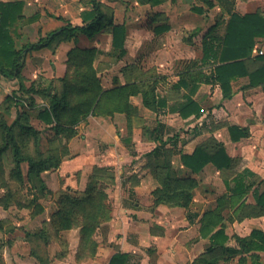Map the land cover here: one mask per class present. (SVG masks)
Wrapping results in <instances>:
<instances>
[{
    "label": "crops",
    "instance_id": "0c3cea01",
    "mask_svg": "<svg viewBox=\"0 0 264 264\" xmlns=\"http://www.w3.org/2000/svg\"><path fill=\"white\" fill-rule=\"evenodd\" d=\"M0 1L23 2L26 18L39 15L37 21L19 25L17 49L68 24L87 25L83 13L93 9L92 0ZM153 1L98 0L105 19L111 18L114 25L127 29L126 54L121 58L113 52V34L105 26L91 36L78 33L71 40L57 39L52 45V84L56 94L61 95L63 79L69 72V52L74 48H96L94 68L103 91L127 85L152 86L157 100L166 103L153 111L144 106L141 94H135L126 103L129 111L90 115L75 126V136L63 142L66 144L60 166L46 173H51V180L45 182L52 193L47 195L55 198L68 190L84 193L90 186L108 194L113 209L111 219L97 231L98 245L93 257L81 264H110L118 253L128 254L129 264H194L200 258L219 255L222 250L208 252L211 235L221 228L203 226L209 212L220 213L223 218L226 248L239 249L237 239L249 238L253 230L264 232V208L255 198L264 192V85L249 88V79L240 78L233 82L234 96L224 99L219 84L198 83L193 99L203 108L201 115L184 119L177 111L192 87L191 82L189 88L177 87L183 76L181 70L186 62L203 57L205 34L218 25L217 32L222 36L232 13L264 16V0H231L230 6L211 0L213 8L204 6L203 0H193L192 4L186 0H162L160 4ZM194 6L202 7L203 14L194 12ZM45 16L55 24L47 32L43 27ZM38 53L33 52L32 60L38 62ZM262 55L264 38H258L247 60L251 71L261 64L256 56ZM147 57L153 67L143 69L139 63L143 64ZM27 61L28 57L26 65ZM166 68H171L172 75H165ZM151 72L157 73L146 75ZM30 76L37 82V75ZM0 78L2 103L9 96L1 94L3 89L18 81ZM33 97L36 99L37 95ZM36 109H42L37 101L31 111ZM232 126L243 130L246 136L234 141L229 130ZM221 145L232 159L228 169L219 170L208 164L196 174L182 161V154L191 155L197 147L213 152ZM244 171L252 173L248 179L252 186L240 201H235L226 182ZM167 176L196 180L188 207L157 201L154 193L163 189L161 181ZM72 232V241L78 246L80 229ZM257 254L264 264V252ZM33 258L28 256L22 264L36 263ZM73 262L77 264L75 258ZM237 263L238 258L233 264Z\"/></svg>",
    "mask_w": 264,
    "mask_h": 264
},
{
    "label": "trees",
    "instance_id": "16d2710c",
    "mask_svg": "<svg viewBox=\"0 0 264 264\" xmlns=\"http://www.w3.org/2000/svg\"><path fill=\"white\" fill-rule=\"evenodd\" d=\"M145 1L150 2V0ZM220 1L229 6L232 3L231 0H218L219 3ZM161 2L162 0L153 1L154 4H160ZM203 3L208 8L214 7V2L211 0H203ZM92 5L93 9L90 12L83 13L84 21L89 22L87 25L80 27L68 24L58 30L50 31L35 43H27L17 49L16 38L20 37L18 33L19 25L24 22L33 23L39 19V15L36 14L26 18L23 15V2L0 1V77L19 82L18 91L9 95L4 103L10 104L12 107H21L23 110L17 112L12 123H8L5 117L1 119L2 145H0V156L8 149H13L16 167L12 173L19 172V166L22 163L28 164L29 181L31 183L36 181L41 188L39 196L32 200L34 207L39 204L38 202L42 197L52 194L47 190L42 174L60 166L61 151L65 149L66 144L63 142L75 136L77 133L75 126L82 120L90 115L101 113L113 115L115 112L129 111L126 103L130 95L135 94H141L144 106L153 111L166 106L164 100H157L152 86L127 85L110 91H103L94 68L98 53L96 48H74L69 52L67 61L69 72L66 78L63 79L64 88L61 95L55 93L52 83L45 89H41L35 81L29 86L25 83L24 69L29 54L52 48L57 39L71 40L78 33L91 36L100 26H105L112 32L113 52L119 58L126 54L124 45L127 33L126 27L124 25H114L111 18L105 19L98 0H92ZM193 11L203 14L204 9L194 6ZM58 19L63 18L58 17ZM217 28L218 25L210 28L203 38V57L200 60L186 62L181 70L180 75L183 76L177 87L189 88V83L192 84L189 93L184 97L185 101L177 107V111L184 119L193 115L199 117L203 112V108L193 99L199 88L198 83L219 84L224 99H231L234 96L233 82L240 78L247 77L249 79V84L246 86L249 88L264 85V55L256 56V60L260 61L261 64L255 70L251 71L247 65V60L251 58L256 47L257 39L264 38V16L260 13L245 15L232 13L222 36L217 32ZM17 94L20 95L17 96ZM33 95L43 96L48 102V108L38 110L37 118L51 127L55 136V143H57L56 146H58L55 147V153L42 152L39 133L34 127L24 123V121L29 120V114L36 106V99ZM229 130L234 141L246 136V133L236 126L230 127ZM16 133L36 137L39 149L37 159L35 157H25L19 151L16 146ZM182 161L187 168L196 174L200 173L208 164H213L219 170L228 169L232 164V159L222 145L213 152L204 147H197L191 155L182 154ZM251 176L250 171H244L231 181L226 182L227 190L235 198V201H240L248 193L252 186V183L248 181ZM161 182L163 189L154 193L158 202H168L182 207L190 205L196 180L167 176ZM30 189L38 192L37 186H31ZM255 198L257 204L264 208V192L255 195ZM55 203L58 209L51 215L49 221H45V225L50 224L57 233L54 234L59 235V237L63 231L80 229V245L83 244L86 227L93 228L96 235L101 225L111 219L113 212L109 204L108 194L104 190L93 186H90L84 193L71 190L63 192L58 196ZM82 206L87 210L88 217L94 216L95 214L92 213L98 210L101 211L99 218L91 219L86 224L75 225V210ZM203 223L205 228L215 229L221 227L211 235L212 246L209 247L208 252L211 254L215 253L216 250H222V252L219 255L213 254L209 258H200L194 264H233L236 258H238L237 264H262L261 257L257 253L264 252V232L253 230L249 238L237 239L239 249H229L225 247L228 237L224 232L221 214L209 212ZM28 235L47 242L50 238V235L46 232V226L38 232H28ZM97 245H95L93 255ZM33 256H36L39 262H46V259L38 254ZM75 259L77 261V256ZM129 260L130 256L128 254L118 253L113 256L110 264H129Z\"/></svg>",
    "mask_w": 264,
    "mask_h": 264
},
{
    "label": "rangeland",
    "instance_id": "374dc122",
    "mask_svg": "<svg viewBox=\"0 0 264 264\" xmlns=\"http://www.w3.org/2000/svg\"><path fill=\"white\" fill-rule=\"evenodd\" d=\"M215 13V11L212 12L213 15ZM45 20L47 21L43 23V27L46 29L44 32L55 27L54 22L49 16H45ZM32 36H35L34 32ZM32 55L33 53L28 56L27 65L24 70V75H27L25 83L29 86L34 82L30 75H37L35 79L37 81L36 83H38L41 89H45L55 81V79L52 78L53 71L55 70V51L53 48L40 51L38 55L41 56H38V62L32 60ZM149 60L150 58L147 57L143 64L142 62L139 63V66L141 65L143 69L151 68L152 63L149 62ZM156 68L152 69L155 70ZM165 71V75H172L170 72L171 68H166ZM155 73H146V75ZM17 83L18 82H14V84L5 87L1 94L5 95V93H9V95H12L16 93L19 89ZM18 95L20 94H17V96ZM36 101L42 109L48 103L46 98L40 95H37ZM19 110L21 111L22 108L16 106L12 107L10 104L4 103L3 101L0 103V121L5 117L8 123H12ZM37 114V109L33 110L31 114H29V120L27 122L24 121V123L31 125L39 133V137L42 141V152L55 153V147L58 146H56L57 143H55V136L51 127L37 119ZM35 138V136L29 134L23 136L16 133V146L25 157H35L37 159L39 149ZM0 145H2L1 132ZM13 154V149L10 148L0 156V264H22V262L25 263L27 261L28 256L29 258H36V256H33L35 254L46 259V262H39L33 258L34 260L32 259V261H36L34 264H74L73 259L76 256L77 264L87 262L93 257L92 253L95 245H97L96 235L94 234L95 230L86 227L83 235V244L80 245L79 243L78 246L75 240L72 241V239H74L72 230L63 231L60 237L59 235L56 236V231H54L50 224L45 225L46 220L44 221V219L48 218L50 220L51 215L57 211L58 206L55 203L57 198H55V195H46V197L40 199L38 202L39 204L34 207L32 200L41 193L40 185L36 181H34V183L29 181L28 164L25 162L19 166V172L12 173L13 169L16 167ZM47 172L42 174L44 181L48 178L51 180V177H49L51 173L46 174ZM50 184L55 186V182L51 181ZM31 186H37L38 192L31 191ZM87 213V210L84 209L83 206L77 208L75 210V225L86 224L91 219L99 218V213H101V211L99 212L98 210L92 213L95 215L91 217H88ZM44 226H46V232L50 235L48 242L29 237L28 232H38ZM73 230L77 231L78 229L75 228Z\"/></svg>",
    "mask_w": 264,
    "mask_h": 264
},
{
    "label": "water",
    "instance_id": "95a60500",
    "mask_svg": "<svg viewBox=\"0 0 264 264\" xmlns=\"http://www.w3.org/2000/svg\"><path fill=\"white\" fill-rule=\"evenodd\" d=\"M186 2H187L188 4H192V3H193V0H186Z\"/></svg>",
    "mask_w": 264,
    "mask_h": 264
}]
</instances>
